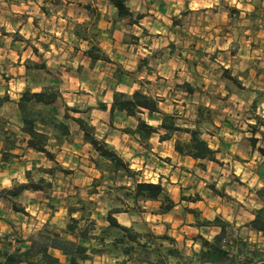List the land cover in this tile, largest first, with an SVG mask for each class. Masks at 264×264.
<instances>
[{
	"label": "crops",
	"instance_id": "1",
	"mask_svg": "<svg viewBox=\"0 0 264 264\" xmlns=\"http://www.w3.org/2000/svg\"><path fill=\"white\" fill-rule=\"evenodd\" d=\"M248 2V0L247 2L243 0H127V6L133 13L144 14L143 18L139 20V25H137L130 23L128 17L119 16L117 8L109 0H0V35L9 37L8 40H13L17 34L24 38H29V36L34 37L35 34H31L28 29L43 28L46 32L44 38H47L42 43L45 53L50 54V52H53L56 54L59 51L62 52L63 49L73 50V54L71 53L68 57L60 60L63 65L60 66L59 71L63 69L70 80L76 79V85L83 84L79 80L80 73L87 67L94 70L96 63L104 61L92 60L85 54V50L91 44H96L108 56L109 60L107 63L117 61L123 64L128 59L137 58L134 61V66L122 65L127 71L126 74L115 72L110 75L111 82L109 83L113 84V89L108 97L106 94L107 89L104 91L107 97L106 100L98 97L99 101L96 103L95 99H91L94 96L88 95L90 98L86 103L89 114L88 120L95 127L98 135L104 137L129 162L130 168L139 171V175H137L139 178L142 177L144 178L143 181L152 183L160 182L170 198L175 202V206L166 213H155L152 211L158 208V200L139 201L141 208L131 203L116 205L113 203L114 200H112V204L105 209V214L113 207H122V211L114 214L120 224L129 226L141 217L145 222L152 220L158 221V223L163 222L164 225H168L174 220H182L183 218L181 217H173L172 213L179 206V198L182 195L188 196V194L184 193V188L191 190L189 184L194 185V183L188 181L190 176H195L201 169L196 167V161L193 158L180 155L174 150V139L177 133L171 139L161 141L159 140V134L153 133L149 138L148 146L140 142L136 136L126 133L124 128H133L136 120L134 117L118 111L113 112L112 117H110L111 97L114 90L131 93L136 89H140L148 93L147 84L149 82L154 84L155 80H157L161 83L156 85L154 95L163 98L160 103L161 109L166 112L178 111L180 116H182L183 109L188 106V103L184 101L185 97L201 93L207 95L209 99L202 106L213 109L217 105L220 111L226 113L222 117L217 115L218 118L212 119V126H216V131L218 129L217 133L205 128L202 136L208 141L210 147L217 150L216 156L222 161V166L227 165L230 169L233 168L232 172L234 174L239 175L242 173L248 176L245 180L238 179L241 182H246L245 193L250 196H256L254 193L255 189L264 186V181L262 182V177H260L262 176L261 171H264V159L260 156L256 147L251 144H248V146L245 144L243 139L249 138L251 135L247 137L248 132L241 131L243 130L241 127L243 120L245 121L244 125L248 124V131L249 124L253 123L251 105L256 97V91L264 92V57L257 55L255 46H252L254 41H252L248 29L245 31L247 35L239 40L234 34L239 24L237 23V18H243L244 21H247L254 10V7H249ZM176 30L184 32L183 42L186 41L185 34L189 35L192 31H199L201 39L194 38L190 43H185L186 45L182 46L186 49L184 51L179 50L180 54H175L176 49L173 45L177 44L178 40L174 41L171 32ZM150 31H153L156 36H150ZM8 33L9 36H6ZM41 38L38 36L37 40H41ZM143 38H147L150 42L139 46L137 43L142 42ZM16 42V40H13L12 43ZM162 46L167 47V53L160 56L156 55L153 64L155 69L151 73H147L145 70L143 73L146 74V77H144L142 72L140 75L132 73L133 70L143 69L144 67L138 60L139 55H143L142 51L146 52L145 55H150L153 48ZM262 48L261 46L257 49L261 51ZM6 51H8V48L4 50V52ZM77 55L81 56L78 61L76 60ZM17 59L19 64L16 67L20 70V74H24L26 71L25 61L27 59L20 54L16 55L15 62H17ZM129 62L131 61L129 60ZM237 72H239L236 77L240 81V88L235 90V94H232V90L227 85L226 80L218 81L222 88H215L217 81L214 77L220 75L225 78L227 75L233 76ZM129 76H134V79L128 80ZM195 76L202 77L204 86L196 89L193 84ZM241 80H245V82L248 80L249 82L245 83ZM184 81L189 82L195 88V91L192 94H188L182 89L180 93L183 97L180 100L174 97L170 98L171 111H167L163 108V105L168 101L167 95L169 97L173 91V86L170 87L169 84L171 82L172 84H180ZM11 84V79L7 80L0 90V95L7 93L9 96V101L1 104L0 109L4 108L7 103H10L14 109V117L8 120L14 124L13 128L17 132L18 139L22 140L20 144L18 143L23 148L21 152L24 150L28 153L42 155L26 147L25 136L20 132L19 124L16 121V101L26 86L25 77H20L15 80L13 85ZM59 88L63 98L70 94L62 91L61 87ZM12 89L13 93L11 92ZM37 89L34 88V90ZM64 101L67 105L72 106L73 102H79V99L73 98L72 102H67L65 99ZM219 101L224 103H219ZM178 103H181V106ZM102 105L105 108H102ZM198 107L200 105L192 109V123L195 120ZM259 111L262 112L261 115H264V100L257 104L256 113H259ZM149 123L158 124L155 120H150ZM235 126H237L236 129L231 128ZM74 128L77 129L79 126L77 125ZM221 131L224 134L223 137L222 133H220ZM79 135L83 137L81 130ZM208 138L214 142L210 144ZM2 141L3 135L0 134V147ZM83 146L92 151V157L96 155V153L92 155L95 151L89 143L85 142ZM18 149L14 150L15 153L19 154L15 159L22 160L25 156H20L21 153H18ZM63 149L62 144L58 151L62 152ZM74 152L72 151V153ZM220 156L223 157L220 158ZM151 161L152 164L149 165ZM9 163L10 161H0V164L6 166L11 165ZM24 163L26 165L23 172L30 169L32 162ZM205 163L217 164L212 161H205ZM11 167L16 168L13 164ZM90 169L93 171V178L100 177L101 173L94 167L92 162ZM146 174L150 179H146ZM104 178L106 179L107 176L105 175ZM121 183L130 185L129 180ZM107 184L108 186H101V190L99 189L100 186H97L95 188L97 192L91 193L90 191L86 194V197L81 198L97 201L96 198H99L102 194L108 195L109 192H112V183ZM194 194L191 195L194 196ZM198 194V199L194 201L180 199V202H186L185 207L199 208L200 210L202 209V206H200L202 195ZM149 202L157 205L155 209L146 211L145 204ZM260 206H262L261 201L258 207ZM251 211L252 209L248 210L246 223L253 218ZM65 212L67 213L66 208ZM144 214L148 216L144 217ZM189 215L191 214L189 213L187 216ZM225 219L229 221V216H226ZM44 222L46 224L47 219ZM195 223L194 227L197 226ZM104 224L106 225L107 222ZM160 225H151V230L154 231L153 228H157ZM197 227L199 229L208 228V226ZM249 231L250 233L262 235L250 229ZM262 236L264 237V235ZM22 238L26 239V237ZM248 239L250 240V238ZM53 253L60 259L58 264H67L65 258L58 250H54ZM94 259L101 261L99 264H105L102 261L112 258L107 255H101L95 256ZM112 260L116 264L115 260Z\"/></svg>",
	"mask_w": 264,
	"mask_h": 264
},
{
	"label": "trees",
	"instance_id": "2",
	"mask_svg": "<svg viewBox=\"0 0 264 264\" xmlns=\"http://www.w3.org/2000/svg\"><path fill=\"white\" fill-rule=\"evenodd\" d=\"M109 1L117 8L119 16L128 17L130 23L139 25V20L144 14L133 13L127 6V0ZM32 50L38 52L36 46H32ZM85 54L92 60H109L96 44H91L85 50ZM25 67L44 69L45 64L27 59ZM231 80L240 86L237 78ZM179 86L188 94L195 91L187 81ZM263 98V91H256V97L251 105L253 123L249 124L251 136L248 140L264 159V115L256 113L257 104ZM7 101H9L7 93L0 95V105ZM162 101V97L140 89L131 93L114 90L110 117L115 111L134 117L135 126L126 127L124 131L136 136L145 146L149 145L148 141L153 133L159 134L160 141L169 140L176 133L186 134L187 139H174V150L178 154L193 158L196 167L201 170L206 167L205 161L221 165L222 161L216 156L217 150L210 147L202 136L205 128L213 124L211 117L213 109L198 107L195 120L187 124L178 111H163L160 107ZM59 106L64 109L62 117L58 113ZM16 107V121L20 132L25 136L26 147L42 154L53 165L36 167V163H32V167L24 172L25 181L13 179L11 186L0 189V197L14 200L26 191L50 188L51 182L44 176L33 178L35 170L52 175L53 168L57 167L65 172L66 169L59 164L56 154L61 145L70 140L71 133L66 119L71 118L82 131L85 142L89 143L96 153L91 162L101 175L96 179L98 184L93 185L95 188L100 185L99 181H102L105 175L113 179L114 176H125L129 179L130 185L122 184L119 188L128 191L127 196H130V203L134 206L141 208L139 201L142 200H158V208L152 211L155 213H166L175 206V202L160 182L136 179L139 171L130 168L129 162L104 137L98 135L88 119L68 115L70 111L74 113L80 111L66 104L60 88L55 83H46L37 90L26 85L16 101ZM102 108L105 106L102 105ZM150 120H155L158 124L153 125L149 123ZM10 124L12 123L8 119L0 117V134L3 135L0 147L1 162H9L19 156L14 152L19 148V139ZM258 142L260 145H256ZM95 192H97L95 189L91 191ZM254 193L262 202V206L252 209L253 218L244 226L264 235V186L255 189ZM180 199L196 200L186 195H182ZM95 204L92 199L74 197V202L65 206L68 221L61 231L43 227L26 239L10 233L0 236V264H58L60 259L54 255V250L60 252L67 264H99L95 262L94 257L101 255L109 256L116 264H264V247L251 242L245 236L235 235L233 224L219 215L212 219L200 220L197 209L185 207V210L194 216L197 226L218 228L211 238L202 235L193 237L199 248H192L186 252L177 245L176 239L167 233L156 234L149 227L143 226L136 228L135 223L129 226L120 224L114 214L122 211V207L109 209L105 215L107 224L98 229L92 217L96 211ZM11 207L15 212L25 213V208L13 201Z\"/></svg>",
	"mask_w": 264,
	"mask_h": 264
},
{
	"label": "rangeland",
	"instance_id": "3",
	"mask_svg": "<svg viewBox=\"0 0 264 264\" xmlns=\"http://www.w3.org/2000/svg\"><path fill=\"white\" fill-rule=\"evenodd\" d=\"M243 1L247 2V0ZM248 1L249 7H254V10L250 16V19L247 21H244L243 18H237V23L239 24L234 31V34L237 40H239L240 38H243L247 35L245 31L248 29L249 34L252 37V41L256 42H253L252 46H255L257 55H261L262 57H264V36H262L264 34V0ZM28 31H30L31 34H35V36L24 38L20 34L16 33L17 35L13 38V40L17 41L16 43H12L13 40H8L9 37H2V35H0V90L6 84L7 80L11 79V85H13L15 83V80L19 79L20 77H25L26 85H29L32 88H38L46 83H55L56 85H58V87H61L62 91L70 93L68 96H65V98H63L67 102H72L73 98L79 99V102H73L72 106L79 109L80 112L74 113L70 111L68 114L70 117L81 116L85 119H89L88 106L86 104L90 100L88 95L94 96V98L91 99H95L96 103L97 101H99L98 97H100V99L106 100L108 95H110L111 90L113 89V84L109 83L111 82L110 75L115 72L126 74L127 71L123 68L122 65L124 64L127 66H134V61L137 59H128V61L123 62V64L117 61H113L111 63H107V61L98 62L95 64L94 70L87 67L82 73H80L79 80L83 84L76 85V79L70 80L63 69H60L59 71L60 66L63 65L60 60L68 57L71 53L73 54V50L63 49L62 52L59 51L56 54L53 52L47 54L45 53L44 46L42 45L43 41H46L47 39L44 38L46 36V32L44 31V29L31 28L28 29ZM192 32L196 34H193ZM192 32H190L189 35L185 34V42H183V31L176 30L174 32H171V36L174 37V41L178 40V42H176L177 44L173 45L176 49L175 54H180V52H178L179 50L184 51V49H186L182 46L186 45L185 43H190V41H193L194 38L198 40L201 39V37L199 36V31ZM149 34L150 36H156L153 31H150ZM6 36H9V33ZM38 36L42 37L41 40H37ZM149 42L150 41L147 38H143L142 42L137 44L141 46L142 44ZM32 46H36L38 48L37 53L32 50ZM261 46L263 48L260 51L257 48ZM7 48L8 51L4 52V50ZM145 53L146 52L142 51L143 55L140 54L138 57V60L144 67L143 69L133 70L132 73L134 75H140L145 70L147 71V73H151L155 69L153 66L154 58H156V55L160 56L167 53V47L162 46L153 48L150 55H145ZM17 54H20L25 59H30L34 62H43L45 64V68H29L26 69L24 74H20V70L16 67L19 64L18 59L17 62H15ZM112 57L114 56L112 55ZM80 59L81 56L77 55L76 60L78 61ZM129 60L131 62H129ZM238 73L239 72L234 73L233 76L227 75L225 78L217 75L216 77H214V79L217 81V83L215 84V88H222L220 82L218 83V81L221 80L222 82L226 80L227 85H229L230 89L232 90V94H235V90H238L240 86H238L231 79L237 78L236 76ZM143 75L144 77H146V74L143 73ZM132 78L134 79V76H129L128 80ZM241 81L245 82V80ZM145 82L148 83L147 80H145ZM246 82L248 83L249 81L246 80ZM158 83L161 82L155 80L154 84L153 82H149V84H147L149 94L154 95V93L156 92V85ZM180 84H172V82L171 84H169L170 87L173 86V91L169 97L167 95L168 101L163 105V108L167 111H171L170 98L174 97L175 99L180 100L183 97V95L180 93V91L182 90V88L179 86ZM193 84L195 85L196 89L204 86L202 77L195 76ZM106 89L107 97L104 93ZM11 92H14L13 89ZM208 99V96L203 93L185 97L184 101L188 103V106L183 109L181 118L185 120L187 124H191L192 109H195L197 105H200V107H202L203 103L208 101ZM262 100H264V98ZM262 100H260L258 103H260ZM219 103L224 102L219 101ZM178 105L181 106V103H178ZM0 112L1 117H4L5 119L14 117V109L12 108V105L10 103H7L4 108L0 109ZM63 112V107L59 106L58 113L61 117L63 115ZM225 113L226 112L220 111L219 107L216 105L215 108H213L211 117L212 119H215L218 118L217 115H220V117H222ZM257 114H262V112L259 111V113ZM143 117H145V115ZM66 121L67 123H69L71 133L70 140L63 143L64 149L62 152L57 151L56 157L59 164L66 169L65 172H62L57 167L53 168L52 175H46L41 173L40 171L35 170L33 172V178H37L41 175L44 176L51 182L50 188H46L42 191H26L14 200L7 199L4 196H1L0 236L4 235L5 233H10L19 237L28 238L31 234L35 233L43 227H46L50 230L61 231L68 221V215L65 212V206L68 203L74 202V197L76 196L86 197V194L88 192L95 189V186L93 185L98 184V180H96L97 178H93V171L90 169L92 151L83 146L85 140L79 135L80 128H74L77 127V124L71 118L66 119ZM244 123L245 121L243 120L241 124L243 130L241 131L248 132L247 137H249L251 134L248 131V124L244 125ZM13 126L14 124H10V127L13 128ZM208 128L216 133L218 131V129L216 131V126H208ZM231 128L236 129L237 126ZM220 133H222V131ZM221 135L222 137L224 136L223 133ZM186 137L187 135L183 133H177L175 136V138H179L182 140L186 139ZM208 139L210 140V144L214 142L213 140L211 141L210 138ZM243 140L247 146L248 144H250L248 138H244ZM21 142L22 141L19 138V144ZM256 145H260V142H258ZM22 149L23 148L19 145L18 153H21L20 156H25L22 160L12 159L9 163L11 165L8 166L0 164V189H2L3 187L11 186V181L13 179L18 181H25V171L23 172V169L26 163L24 162H35L36 167H51L53 165L52 162L45 159L43 155L28 153L24 150L23 152H21ZM72 151L75 152L72 153ZM92 155H95V152H93ZM222 157L223 156H220V158ZM12 164L16 166V168H12ZM151 164L152 161L149 162V165ZM205 166L206 167L204 170H199L198 173L193 177L190 176V180L188 181H190V183H194V185L189 184V188L191 190H188V188H184V193L188 194V196L198 199V193L202 195V202L200 203L202 209L199 210V208H195L198 210V218L200 220L212 219L214 216L219 215L225 219L226 216H229V221H231V223L233 224L232 228L235 235L250 238L251 242H256L261 247H264V237L253 232L250 233L249 229L244 226V224H241L246 223L248 219V210L258 207L260 203V200L257 196H250L248 195V193H245L246 182H241L238 180L240 178L245 180L248 176L243 175L242 173H240L239 175L234 174L232 172L233 168L230 169L227 165L222 166L218 164H205ZM261 172L262 176L260 177H262L261 181L263 182L264 171ZM135 178L140 180L144 179L142 177L139 178V176H136ZM146 179H150V177L147 176ZM7 180L8 182H6ZM127 180H129L127 177H120L118 175L114 176V179L112 177H107L106 179L104 178L102 181H99L100 190L101 186H108L107 183H112L111 186L113 190L112 192H109L108 195H105L104 193L99 198H96V211L93 214V217L96 221L98 229L102 226H105V209L112 204V200H114L113 203L116 205L131 202L130 196H127L128 191L123 188H119V186L122 185L121 182ZM255 186H253V188H255ZM191 194H194V196H192ZM67 198L69 200H67ZM12 201L17 205L23 206L25 208V213L15 212L11 207ZM178 204L179 206L174 210L172 216L181 217L183 218L182 220H174L168 225H164L163 222L158 223V221L152 220L145 222L141 217L138 221L135 222V226L136 228H142L143 226L144 228L149 227L151 229V225L161 224L157 228H153L154 232L156 234L167 233L168 235L175 237L177 245L183 248L186 252H189L192 248H199V244L193 241V237H195L196 235H202L205 238H211L218 229L215 227H203L201 229H199L197 226L194 227V223L196 222V220L192 214L187 216L189 213L185 210L184 206L186 205V202L181 203L179 198ZM145 205L146 211H151L152 209H155L157 204L149 202ZM145 216L147 217L148 215L144 214V217ZM46 219L47 223L45 224L44 220ZM196 230H198V232H196ZM94 260L98 263L101 262L98 259ZM102 263L114 264L112 259L104 260L102 261Z\"/></svg>",
	"mask_w": 264,
	"mask_h": 264
}]
</instances>
